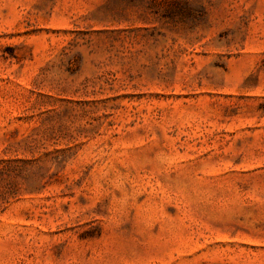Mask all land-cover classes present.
Listing matches in <instances>:
<instances>
[{"label":"rangeland","instance_id":"374dc122","mask_svg":"<svg viewBox=\"0 0 264 264\" xmlns=\"http://www.w3.org/2000/svg\"><path fill=\"white\" fill-rule=\"evenodd\" d=\"M0 264H264V0H0Z\"/></svg>","mask_w":264,"mask_h":264}]
</instances>
